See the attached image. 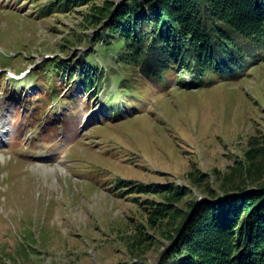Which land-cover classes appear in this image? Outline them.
I'll return each mask as SVG.
<instances>
[{
  "label": "rangeland",
  "instance_id": "374dc122",
  "mask_svg": "<svg viewBox=\"0 0 264 264\" xmlns=\"http://www.w3.org/2000/svg\"><path fill=\"white\" fill-rule=\"evenodd\" d=\"M33 1L0 0V151L6 154L0 160V264H115L125 258L133 264L141 261L136 255L154 264L172 216L163 220L164 203L176 213L207 190H221L225 179L236 185L264 178L263 59L237 81L211 74L212 84L188 90L112 58L119 47L112 43L106 105L103 93L91 92L86 101L82 83L35 76L44 70L45 55L70 61L88 52V36L100 28L87 16L104 0L43 21ZM95 48L100 65L105 55ZM29 66L23 78L12 77ZM178 70L180 79L192 75ZM40 96L46 105L34 109ZM38 111H47L41 125ZM102 120L93 141L87 130ZM118 178L127 185L172 182L187 193L129 188L118 197L110 188Z\"/></svg>",
  "mask_w": 264,
  "mask_h": 264
},
{
  "label": "trees",
  "instance_id": "16d2710c",
  "mask_svg": "<svg viewBox=\"0 0 264 264\" xmlns=\"http://www.w3.org/2000/svg\"><path fill=\"white\" fill-rule=\"evenodd\" d=\"M57 1L67 11L92 0ZM87 20L100 28L95 46L109 53L112 43L118 44L119 61L152 71L158 79L163 74L172 77L171 70L182 68L194 71V79L217 74L229 81L243 77L254 64L251 60H264V0H123L118 5L104 0L101 6L95 4ZM248 51H257L258 55L250 59ZM45 67V74L41 71L39 78L66 74L78 77L90 89L105 78L104 73L94 72V60L73 65L57 58ZM258 165L254 166L259 169ZM252 167H245L246 173L253 174ZM232 182L225 179L221 190H207L204 198L191 199L180 212L174 213L168 203L163 204L159 209L163 220L168 214L172 216L162 229L165 242L157 249L154 263L264 264V178L236 185ZM127 184L121 179L116 183L114 189L121 190L119 197H125L129 188L154 194L170 191L176 196L187 193L185 187L172 182ZM157 221L164 224L161 219ZM135 257L141 261L133 264L145 261L141 255ZM115 264L132 262L125 258Z\"/></svg>",
  "mask_w": 264,
  "mask_h": 264
},
{
  "label": "bare ground",
  "instance_id": "6f19581e",
  "mask_svg": "<svg viewBox=\"0 0 264 264\" xmlns=\"http://www.w3.org/2000/svg\"><path fill=\"white\" fill-rule=\"evenodd\" d=\"M46 170V169H45ZM56 191V190H55Z\"/></svg>",
  "mask_w": 264,
  "mask_h": 264
}]
</instances>
